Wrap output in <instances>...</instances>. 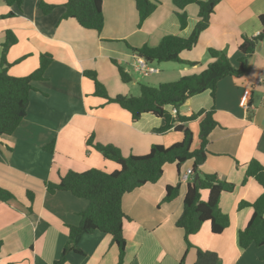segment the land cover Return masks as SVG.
<instances>
[{
    "label": "crops",
    "instance_id": "crops-1",
    "mask_svg": "<svg viewBox=\"0 0 264 264\" xmlns=\"http://www.w3.org/2000/svg\"><path fill=\"white\" fill-rule=\"evenodd\" d=\"M153 1L156 11L139 28L135 0H104L105 27L99 34L73 19L61 20L66 0H23L21 7L0 0V71L8 68L11 76L25 77L39 68L42 54L53 56L47 81L34 84L27 117L12 136L0 138V187L15 197L0 201V264H54L60 259L70 241L69 227L80 224L89 203L67 192L51 194L47 183H57L71 170L119 169L88 145L92 135L94 144L113 145L124 157L146 155L154 145L170 147L183 140V134L174 130L160 132L164 119L145 114L134 122L119 105L94 96V83L84 75L88 70L97 72L113 98L132 96L133 87L139 83L134 76L138 73L133 68L136 54L132 48L156 47L165 36L188 38L192 34L199 19L197 5L187 7L189 23L182 29L172 0ZM41 2L58 7L45 15ZM9 14L14 15L4 18ZM262 15L264 0H222L196 47L182 53L184 63L152 64L159 73L150 82L170 83L201 74L214 62L209 49L226 50L238 68L243 37L260 35L264 29ZM9 31L18 39L7 53L10 66L1 62ZM119 67L129 71L132 83L122 82ZM202 110H214L219 125L210 135L207 160L200 172L216 174L236 185L235 191L223 194L220 202L221 211L231 219L230 227L214 235L211 224H204L191 236L194 248L188 249L185 231L176 223L183 214L188 183L201 175L182 182L180 196L163 203L167 186L177 185L185 170L183 165L167 164L159 182L123 198L129 217L124 221V264H180L184 258L185 264H195L197 249L218 254L222 264H264V246L244 250L239 245V233L254 213L252 207L239 209L240 203L252 204L264 192L253 178L243 184L251 160L264 165V40L256 44L244 76L225 78L218 84L215 98L211 91H205L193 97L179 114L189 116ZM203 119L186 124L194 133L193 149L201 145ZM52 144L53 152L49 151ZM29 192L34 195L32 204ZM202 195L207 201L209 191ZM73 248L79 252L71 251L66 264L119 263V248L112 236L101 232L78 236Z\"/></svg>",
    "mask_w": 264,
    "mask_h": 264
},
{
    "label": "trees",
    "instance_id": "trees-1",
    "mask_svg": "<svg viewBox=\"0 0 264 264\" xmlns=\"http://www.w3.org/2000/svg\"><path fill=\"white\" fill-rule=\"evenodd\" d=\"M222 0H172L177 8L182 29H186L189 23L187 7L197 5L199 7L198 23L188 38L176 35L165 36L156 47L144 45L140 48H132L133 52L145 58L148 63H184L181 55L185 51H192L199 42L201 34L208 29L215 6ZM104 0H66L63 8L65 13L61 20L73 19L79 25L91 31L102 33L105 27L103 13ZM9 5L22 6L23 0H7ZM139 14V25L153 15L157 9V3L153 0H135ZM58 6L40 3V9L47 15ZM9 14L5 17H12ZM264 27V15L260 16ZM264 40V29L255 38L243 37L239 47L241 58L240 65L236 68L226 50L209 49V55L214 62L209 64L206 70L198 75H190L180 78L175 82L162 83L158 87L148 85L141 86L139 97L118 95L111 97L107 88L100 81L95 71H85V77L93 81L95 86L94 96L104 99L107 104H117L129 112L132 120L137 122L145 114L164 119L165 125L160 129L161 133L174 130L182 133L184 138L181 142L170 147L163 145L152 146L146 155L124 157L120 149L113 145L94 144L95 137L92 135L88 145L93 146L105 160L115 162L119 169L107 172L99 169H90L84 172L69 171L61 176L57 183H47L48 192H67L78 199L89 203L88 209L81 214L80 224L69 227L70 241L65 247L59 260L54 264H66L67 256L71 251L79 252L73 248V241L82 234L101 232L112 236L113 243L119 248V263L124 264L127 249V240L124 235V221L129 217L123 209V198L147 184H156L160 181L167 164H176L181 168L188 161H193V172L199 176L188 183L183 200V214L177 221V227L185 231V241L188 249L194 248L191 236L200 232L204 224L210 223L214 235H221L231 225V219L220 208L223 194L233 193L236 185L222 181L216 174H202L201 167L207 160V146L211 133L219 125L215 119V111L202 110L192 115H180L181 108L190 103L193 97L211 91L215 98L218 84L227 77L240 78L248 70V59L254 53L255 46ZM18 42L17 37L11 31L7 32L6 42L3 45L1 57L2 65H9L7 53ZM22 58L21 60L25 59ZM18 60L17 63L21 62ZM53 61L50 54H42L40 66L37 70L25 77H14L9 74L8 68L0 71V138L12 136L27 117L31 105V93L35 90L34 84L47 81V71ZM121 80L124 84L132 83V77L125 73L124 68L119 67ZM177 109L178 114L172 115V110ZM204 117L201 122L200 140L198 149H193L194 133L186 126L187 123ZM54 151V144L49 147ZM182 173L177 185H169L166 188V196L163 203L175 201L181 193ZM255 179L264 189V165L258 160H251L247 166L243 184L249 179ZM202 190L209 191L207 201L202 199ZM29 201L34 203V195L28 193ZM15 199L8 190L0 187V201L9 202ZM252 207L254 213L246 228L239 233V245L247 250L251 246L257 248L264 246V192L252 204L241 202L239 209ZM29 211H33L32 207ZM185 264V258L180 262ZM195 264H222L218 254L210 251L197 249Z\"/></svg>",
    "mask_w": 264,
    "mask_h": 264
},
{
    "label": "built area",
    "instance_id": "built-area-1",
    "mask_svg": "<svg viewBox=\"0 0 264 264\" xmlns=\"http://www.w3.org/2000/svg\"><path fill=\"white\" fill-rule=\"evenodd\" d=\"M133 68L136 73L141 74L142 76H152L159 73L157 68H154L152 64L148 63V61L136 55L135 61L133 62ZM125 73L129 74L128 70H125ZM178 114V110H172V115L176 116ZM193 169H189L186 174L182 175L181 181L183 183H187L190 181L191 177L194 176Z\"/></svg>",
    "mask_w": 264,
    "mask_h": 264
},
{
    "label": "rangeland",
    "instance_id": "rangeland-1",
    "mask_svg": "<svg viewBox=\"0 0 264 264\" xmlns=\"http://www.w3.org/2000/svg\"><path fill=\"white\" fill-rule=\"evenodd\" d=\"M156 64H157V66L155 65L156 67L160 66V65H158L159 63H156ZM134 76L138 80L139 83L137 85H135V87H133V90L131 91V93H132L131 95L133 97H139L141 95V86L142 85H148V86H151V87H158L160 85V83L156 84V83L150 82V80H152L153 78H158L157 75H153L154 77L150 76V77L146 78V77H144V76H142L141 74L138 73V74H135ZM189 166H193V161H188V162H186L183 165V168L185 167L184 174H186V172L188 171L187 168ZM184 174L182 173V175H184ZM204 192H207V190H202L201 194H203Z\"/></svg>",
    "mask_w": 264,
    "mask_h": 264
},
{
    "label": "water",
    "instance_id": "water-1",
    "mask_svg": "<svg viewBox=\"0 0 264 264\" xmlns=\"http://www.w3.org/2000/svg\"><path fill=\"white\" fill-rule=\"evenodd\" d=\"M197 178H198V176H197Z\"/></svg>",
    "mask_w": 264,
    "mask_h": 264
}]
</instances>
